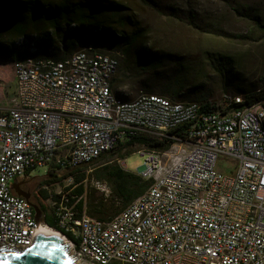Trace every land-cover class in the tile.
<instances>
[{
  "label": "built area",
  "instance_id": "1",
  "mask_svg": "<svg viewBox=\"0 0 264 264\" xmlns=\"http://www.w3.org/2000/svg\"><path fill=\"white\" fill-rule=\"evenodd\" d=\"M118 68L92 46L60 61L11 62L16 90L0 113V250H27L44 225L14 184L44 167L90 168L148 138L171 146L136 151L150 186L111 220L79 217L63 187L57 199L47 189L41 204L55 211L53 230L76 263L264 264V108L238 95H224L218 109L148 93L124 102L112 90Z\"/></svg>",
  "mask_w": 264,
  "mask_h": 264
},
{
  "label": "trees",
  "instance_id": "2",
  "mask_svg": "<svg viewBox=\"0 0 264 264\" xmlns=\"http://www.w3.org/2000/svg\"><path fill=\"white\" fill-rule=\"evenodd\" d=\"M141 1L157 8L160 12L164 8L172 18H180L174 8L161 6L159 4L161 0ZM126 10L129 9L123 3L113 0H61L53 3L46 0H0V37L7 35L13 38V41L8 42L9 45L0 39V61L11 63L26 58L60 61L67 58L71 52L78 50L81 45H86L85 49L92 46L90 44H95L106 50L116 51L119 54L116 56L118 60L121 56L123 73L130 70L132 56L139 59L144 66L151 69L157 67L160 64L159 61H152V52L143 45L144 31L136 26L137 22H134L132 15L126 14ZM127 25L131 27L129 32L124 28ZM255 25L264 30V25L257 19ZM14 38H23V40L19 43ZM54 38H60V43L66 52L61 53ZM142 45L144 48H140ZM217 61L218 65L223 67L222 71L225 64H230L222 57ZM180 78L182 77L179 74L175 78L177 80L170 82L151 84L144 82L141 83L140 89L148 94H158L172 99L174 102L204 100V103L200 104L206 109L220 108L221 105L216 106L208 102L210 97L203 93L202 86L186 89ZM113 80L116 81V79ZM229 82L225 87L232 86ZM115 93L118 99L128 101L119 91L116 90ZM235 93L244 98V105L251 106L259 103L264 108V88L259 90L236 88ZM173 133L183 134L182 129H177ZM134 146L166 151L171 146V141L160 142L148 138L127 141L120 144L114 151L102 156L97 162L110 159V164H106L94 174L87 173L90 169L88 166L58 174H54L52 168L49 169L39 182L35 197L42 212V224L58 230L55 211L41 204V201H46L50 197L47 189L50 190L54 199L61 196L54 193L57 186L63 187V193H67L66 196L69 199L68 205L75 207L79 217L85 214L101 221L111 220L143 196L150 182L142 179L137 173L125 170L118 163L128 155V153L121 155L123 151ZM70 178L71 183L65 185ZM91 179H96L109 187L110 200L103 194L99 199H91L89 195L87 196L85 183ZM0 253L10 254L11 251L0 250Z\"/></svg>",
  "mask_w": 264,
  "mask_h": 264
},
{
  "label": "rangeland",
  "instance_id": "3",
  "mask_svg": "<svg viewBox=\"0 0 264 264\" xmlns=\"http://www.w3.org/2000/svg\"><path fill=\"white\" fill-rule=\"evenodd\" d=\"M46 1L53 3L61 0ZM113 1L128 7L126 14L132 15L134 22H137L136 26L144 31L143 45L152 52V61L160 63L151 69L132 56L130 70L123 73V59L120 56L119 70L114 78L116 81L112 82L115 95L117 90L128 101H132L139 94L146 93L141 91V83L170 82L177 80L175 78L179 74L186 89L202 86L203 93L210 97L208 102L216 106L220 105L224 95H236V88H264V30L255 25L256 19L264 25V0H161V6H170L177 11L176 14L180 17L178 19L172 18L164 8L160 12L141 0ZM186 16L189 18H185ZM124 28L127 32L131 30L130 25ZM0 39L8 45V42L13 41L7 35ZM18 39L14 38L19 43L23 40ZM54 42L61 53L66 52L60 38H54ZM90 45L108 55H119L116 51L106 50L99 45ZM143 45L140 48H144ZM84 47L86 45H81L68 56ZM221 57L231 64H225L223 71L217 61ZM228 82L232 86L225 87ZM15 90L11 63L0 61V113L9 106ZM196 102L204 103V100ZM139 148L141 147L126 148L121 155H128L118 161L119 165L129 172L138 173L143 165V160L136 152ZM109 160L93 164L88 173L100 171L103 166L110 164ZM46 173L47 169L44 167L29 175V180L36 177L28 187L34 196L41 177ZM96 181L91 179L85 183L87 196L99 199L103 194L110 200V192L104 193L97 189ZM69 183L66 181L65 185Z\"/></svg>",
  "mask_w": 264,
  "mask_h": 264
},
{
  "label": "water",
  "instance_id": "4",
  "mask_svg": "<svg viewBox=\"0 0 264 264\" xmlns=\"http://www.w3.org/2000/svg\"><path fill=\"white\" fill-rule=\"evenodd\" d=\"M21 184H14L13 191L19 197L29 200L30 195L20 190ZM37 226L42 222V212L35 204H31ZM5 250H8L5 248ZM10 254L0 253V264H77L70 256V248L64 241L52 235L38 234L32 246L27 250L17 252L14 249Z\"/></svg>",
  "mask_w": 264,
  "mask_h": 264
},
{
  "label": "flooded vegetation",
  "instance_id": "5",
  "mask_svg": "<svg viewBox=\"0 0 264 264\" xmlns=\"http://www.w3.org/2000/svg\"><path fill=\"white\" fill-rule=\"evenodd\" d=\"M31 184H33V182L29 181V180H26V181L22 182L20 190L30 195L29 202L31 204H35V205L38 206L37 200L35 198L36 196H34L28 189V187L31 186Z\"/></svg>",
  "mask_w": 264,
  "mask_h": 264
},
{
  "label": "bare ground",
  "instance_id": "6",
  "mask_svg": "<svg viewBox=\"0 0 264 264\" xmlns=\"http://www.w3.org/2000/svg\"><path fill=\"white\" fill-rule=\"evenodd\" d=\"M39 234H45V235H52V236H57L59 238L62 239V235L58 234L56 231H54L53 229L46 227L44 225L40 226L39 229ZM63 240V239H62ZM64 241V240H63ZM65 243V242H64ZM70 255L72 256V254L70 253Z\"/></svg>",
  "mask_w": 264,
  "mask_h": 264
}]
</instances>
